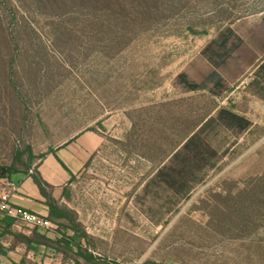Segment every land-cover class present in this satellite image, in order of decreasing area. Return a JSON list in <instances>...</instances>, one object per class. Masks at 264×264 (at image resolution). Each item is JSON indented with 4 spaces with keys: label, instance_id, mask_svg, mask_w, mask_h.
<instances>
[{
    "label": "rangeland",
    "instance_id": "1",
    "mask_svg": "<svg viewBox=\"0 0 264 264\" xmlns=\"http://www.w3.org/2000/svg\"><path fill=\"white\" fill-rule=\"evenodd\" d=\"M226 37L213 101L178 76L204 84ZM263 54L264 0H0V195L11 180L34 204L38 170L55 184L88 237L74 264H264L263 127L185 195L157 179L215 103L246 109Z\"/></svg>",
    "mask_w": 264,
    "mask_h": 264
},
{
    "label": "crops",
    "instance_id": "2",
    "mask_svg": "<svg viewBox=\"0 0 264 264\" xmlns=\"http://www.w3.org/2000/svg\"><path fill=\"white\" fill-rule=\"evenodd\" d=\"M227 40L228 37L218 42L217 48L212 50L213 101H218L223 95L231 92L232 79L227 72L225 73L227 71L226 66L232 58V50L228 48ZM260 58L249 60L241 69V73L242 70L252 69L250 82L242 93L243 104H246V109H239L238 105L229 100L226 104L215 103L212 108L210 114L212 130L209 133V143L215 152L212 167H209L212 170L217 169L221 162L226 161L234 148L246 142L255 134L257 129L264 128V54ZM203 85H199V87ZM257 113L262 115L254 119L252 116ZM231 115L236 116L235 122L231 120ZM261 137L262 135H260ZM38 172L40 173L39 170ZM26 179H30V177ZM47 183L53 186L56 191L55 184ZM18 186L17 193L21 194L22 185L18 184ZM53 197L55 198V196ZM11 201L15 206L30 212L45 217L49 216V208L45 205V199L41 193L40 198L34 204L29 202L27 198L17 196H12ZM39 207H42L43 210ZM9 221L11 227L0 234V264H74L70 260L71 257L82 258L85 256L82 254L85 243L80 237L72 233L30 231L25 227L16 225L10 219ZM1 224L3 225V222ZM76 264L84 263L82 259H79Z\"/></svg>",
    "mask_w": 264,
    "mask_h": 264
},
{
    "label": "trees",
    "instance_id": "3",
    "mask_svg": "<svg viewBox=\"0 0 264 264\" xmlns=\"http://www.w3.org/2000/svg\"><path fill=\"white\" fill-rule=\"evenodd\" d=\"M178 79L192 91H208L212 95V75L201 87L189 84L185 80L184 74L179 75ZM230 117L233 122L237 120L234 115ZM200 124H202L201 127L197 129ZM211 130L212 117L208 115L188 132L179 146L174 149L168 163L158 171L157 179L170 186L171 189H174L179 195L182 193L183 195L189 193L190 188L188 185L203 171L212 167V159L215 157V152L212 150L209 143V133ZM23 155L24 154H20L19 158L21 159ZM30 178H32L42 197L45 199V205L49 208L48 218L56 222L68 219L71 224L66 227V233H72L80 237L84 243H88L87 235L79 232L78 226L70 217L68 210L61 208L53 195L47 192V189L53 190L54 187L48 184L38 171L36 174L31 175ZM1 222H3V225ZM9 227H11L9 219H0V233L7 230ZM90 257L91 256H89V258Z\"/></svg>",
    "mask_w": 264,
    "mask_h": 264
},
{
    "label": "built area",
    "instance_id": "4",
    "mask_svg": "<svg viewBox=\"0 0 264 264\" xmlns=\"http://www.w3.org/2000/svg\"><path fill=\"white\" fill-rule=\"evenodd\" d=\"M249 82L250 80L248 78L243 84L248 86ZM18 188V184L9 181L8 190L0 195V219H10L16 225L25 227L30 231H40L45 233L56 232L58 226L48 217L30 212L26 209L15 206L12 203L11 198L13 195L17 194ZM93 255L97 256L96 253H93Z\"/></svg>",
    "mask_w": 264,
    "mask_h": 264
}]
</instances>
